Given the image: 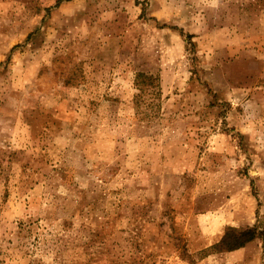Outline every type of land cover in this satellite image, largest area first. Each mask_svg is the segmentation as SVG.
<instances>
[{
	"label": "rangeland",
	"instance_id": "374dc122",
	"mask_svg": "<svg viewBox=\"0 0 264 264\" xmlns=\"http://www.w3.org/2000/svg\"><path fill=\"white\" fill-rule=\"evenodd\" d=\"M0 264H264V0H0Z\"/></svg>",
	"mask_w": 264,
	"mask_h": 264
},
{
	"label": "trees",
	"instance_id": "16d2710c",
	"mask_svg": "<svg viewBox=\"0 0 264 264\" xmlns=\"http://www.w3.org/2000/svg\"><path fill=\"white\" fill-rule=\"evenodd\" d=\"M134 86L135 89L140 92V94H143L144 92L148 93L151 102L149 106H153L155 104V100L159 99L160 97V89H159V80L157 77L152 75H147L144 73H137L135 75L134 79ZM140 99V95L135 96V103L136 100ZM141 101H139L140 103ZM258 228L256 226H252L250 228L245 229H233L228 228L220 242L213 246V250L221 251V252H231L238 250L244 245L252 242L253 240L257 239L259 237Z\"/></svg>",
	"mask_w": 264,
	"mask_h": 264
}]
</instances>
